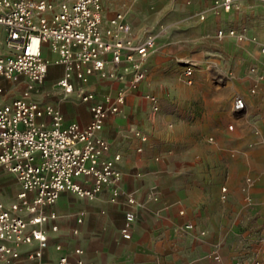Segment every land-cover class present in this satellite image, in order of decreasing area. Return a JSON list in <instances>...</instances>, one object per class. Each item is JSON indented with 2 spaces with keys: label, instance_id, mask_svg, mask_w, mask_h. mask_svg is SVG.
Wrapping results in <instances>:
<instances>
[{
  "label": "crops",
  "instance_id": "crops-1",
  "mask_svg": "<svg viewBox=\"0 0 264 264\" xmlns=\"http://www.w3.org/2000/svg\"><path fill=\"white\" fill-rule=\"evenodd\" d=\"M236 2L240 11L222 9L219 15L211 13L205 20L193 22L192 14L211 6L213 0H178L175 5L173 0H147L141 9L153 15L154 26L148 23L146 13L138 14L132 23L129 18L127 21L135 40L142 39L148 28L168 32L182 23H188L189 29L201 35L213 34L216 28L243 26L248 37L254 38L248 40L247 49H255L258 56L264 42V0ZM113 15L110 11L105 14ZM226 42L228 49L235 48L232 39ZM9 51L6 32L0 27V53ZM43 53L50 67L45 83L33 98L61 109L67 122L86 125L92 117L87 106L74 97L65 98L57 85L65 65L50 46H43ZM154 53L147 62L148 76L140 92L129 96L121 112L108 118L100 132L110 144L109 156L120 155L117 166L123 177L117 200H112L108 187L92 200L63 192L54 205L44 208L46 213L55 215L43 226L49 236L48 249L42 258L24 264H56L62 255H68L72 264H79L78 260L82 264H264V189L258 183H241L236 166L240 157L243 161L252 160L261 151L248 149L234 154L228 179L224 181L222 154L209 155L206 148L193 146L181 123L169 124L163 110L153 112L141 96L152 89L151 85L156 86L159 78ZM149 64L154 66L151 70ZM255 67L264 73L261 50ZM88 87L99 94H114L122 85L92 75ZM25 88V82L0 78V106L20 97ZM41 92L54 99L37 97ZM176 94L182 95L180 104L170 102V106L183 111L191 93ZM262 100L264 103V94ZM254 111L249 113L247 109L245 115H249L237 127L235 137L250 142L255 136L252 132H256L257 140L264 143V104L261 111ZM224 186L228 190L226 201L221 200ZM131 196L135 199L136 222L131 238L124 239L121 230ZM53 226H57L56 231ZM57 245L62 250H57ZM242 245L247 251L241 254L238 249ZM35 246L23 245L21 251ZM77 249L82 253L78 255Z\"/></svg>",
  "mask_w": 264,
  "mask_h": 264
},
{
  "label": "built area",
  "instance_id": "built-area-1",
  "mask_svg": "<svg viewBox=\"0 0 264 264\" xmlns=\"http://www.w3.org/2000/svg\"><path fill=\"white\" fill-rule=\"evenodd\" d=\"M218 6L231 11L237 2L222 0ZM211 13L218 12L215 8L202 11L200 19ZM0 27L11 48L0 53V78L26 84L20 97L0 106V174L9 173L19 185L13 203L7 206L0 201V264H24L42 258L48 249L49 236L43 226L55 215L44 208L54 205L63 192L92 200L108 187L114 202L120 195V155L109 156L110 144L100 132L106 120L119 114L129 96L139 93L146 82L147 62L156 49L157 36L148 33L135 40L125 14L106 17L102 0H0ZM229 34L239 41L245 38L244 30L237 34L232 29ZM218 36L224 37V30L220 29ZM45 45L65 65L57 82L65 98L78 99L90 111L92 117L86 125L67 122L61 109L33 98L50 67L43 53ZM260 50L264 55V42ZM192 73V66L186 64V75ZM92 75L122 87L114 94H99L88 87ZM141 96L153 112L160 110L157 94L148 91ZM247 108L246 97L236 95L233 116ZM234 128V124L229 125V130ZM208 139L214 141L212 136ZM227 192L224 186L222 201L227 200ZM128 205L121 230L124 239L131 238L136 222L132 196ZM34 244L32 249L21 251L23 245ZM56 249L62 250V246ZM56 264L72 262L68 255H62Z\"/></svg>",
  "mask_w": 264,
  "mask_h": 264
},
{
  "label": "rangeland",
  "instance_id": "rangeland-1",
  "mask_svg": "<svg viewBox=\"0 0 264 264\" xmlns=\"http://www.w3.org/2000/svg\"><path fill=\"white\" fill-rule=\"evenodd\" d=\"M59 2L60 0H52ZM104 14L107 11L115 14L123 12L126 18L132 23L138 14H147L148 23H156L152 19V14L148 10L141 9L147 0H102ZM178 0H173L177 3ZM184 1V0H183ZM222 0H213L211 6L204 7L192 14L190 19L193 22L203 21L200 13L205 10L216 9L219 15L223 10L218 6ZM240 11V8L229 12ZM220 12V13H219ZM136 29V26H134ZM222 29L225 36L220 38L218 31ZM235 30L238 34L244 30L245 38L238 40L235 35H230V30ZM245 27L241 28H216L213 34L201 35L197 30L190 28L188 23L174 25V29L163 32L157 28H148L143 31L142 38L148 33L157 35L155 56L158 58L155 70L159 78L155 85H151L149 91L155 93L160 98V111L170 121L169 124L181 123L184 130L191 139V144L197 148L204 147L209 155L222 154V174L226 181L230 173V162L234 154L247 151L248 149L261 151L252 160L243 161L239 158L237 163L238 178L241 183L261 184L264 189V143L257 140L256 132H252L250 142H245L243 137H235L237 127L246 122L249 113L258 111L263 107L264 94V73L259 69L253 70L258 56L255 49H247L249 38ZM235 42V48L228 49L227 40ZM153 54V55H154ZM186 64L192 66V75H186ZM154 67L149 64V70ZM4 85V83H2ZM255 89V93L252 90ZM177 92H190L187 99L188 107L183 111L172 109L171 103L180 104L182 95ZM174 99L171 101V94ZM206 95V100L205 96ZM237 94L247 96V115L242 114L236 118L231 113L234 97ZM43 92L36 94L42 98ZM252 97L254 100H252ZM46 99H54L52 96H45ZM171 102V103H170ZM204 104L200 107V104ZM178 119V120H177ZM234 124V130H229V125ZM214 141H209V137ZM214 162L213 160L211 163ZM19 185L12 175L6 172L0 174V201L9 206L16 200ZM242 254L247 251V247H239Z\"/></svg>",
  "mask_w": 264,
  "mask_h": 264
},
{
  "label": "bare ground",
  "instance_id": "bare-ground-1",
  "mask_svg": "<svg viewBox=\"0 0 264 264\" xmlns=\"http://www.w3.org/2000/svg\"><path fill=\"white\" fill-rule=\"evenodd\" d=\"M248 109V108H247ZM247 111V110H246ZM246 111L245 112H243L242 114H245L246 113ZM242 114H237V116H239V115H242Z\"/></svg>",
  "mask_w": 264,
  "mask_h": 264
}]
</instances>
